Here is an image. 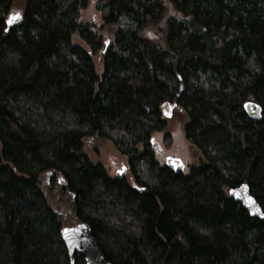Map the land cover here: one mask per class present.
Segmentation results:
<instances>
[{
  "label": "trees",
  "instance_id": "obj_1",
  "mask_svg": "<svg viewBox=\"0 0 264 264\" xmlns=\"http://www.w3.org/2000/svg\"><path fill=\"white\" fill-rule=\"evenodd\" d=\"M86 2L0 0V264H70L59 232L79 222L108 264H264V0H106L101 27ZM169 108L201 154L184 175L152 151ZM243 184L262 217L229 198Z\"/></svg>",
  "mask_w": 264,
  "mask_h": 264
},
{
  "label": "rangeland",
  "instance_id": "obj_2",
  "mask_svg": "<svg viewBox=\"0 0 264 264\" xmlns=\"http://www.w3.org/2000/svg\"><path fill=\"white\" fill-rule=\"evenodd\" d=\"M106 0H87L86 5L80 10L78 22L88 24L94 27H101L102 17L106 13ZM22 3L16 2L12 9V14L21 12ZM102 42L112 44L113 30L103 28ZM72 44L82 46L79 40H72ZM96 72L100 73V63L95 59ZM168 126L163 133H154L152 135V151L154 158L159 166L165 164L166 158L177 157L185 166L184 174L188 173L189 168L196 167L201 158V154L196 147L192 146L185 139L184 126L187 119L180 111H165ZM169 135V140L164 142V135ZM84 151L89 160L93 163L102 165L107 175L111 178L117 177V171L121 167L127 168L125 160L119 155L115 148L108 141L87 140L84 143ZM127 172V171H126ZM65 251V250H64Z\"/></svg>",
  "mask_w": 264,
  "mask_h": 264
},
{
  "label": "water",
  "instance_id": "obj_3",
  "mask_svg": "<svg viewBox=\"0 0 264 264\" xmlns=\"http://www.w3.org/2000/svg\"><path fill=\"white\" fill-rule=\"evenodd\" d=\"M15 21V20H14ZM8 26H10L7 23ZM243 109L247 117L251 120L259 121L261 119V108L254 102H246ZM164 166L174 173H183L185 166L177 157L166 158ZM126 172L125 167H121L117 171L118 176H122ZM140 191V189L138 190ZM230 199L239 203L243 210L253 218L262 217V210L257 201L251 197L249 187L246 184L232 188L228 192ZM249 197L254 204L249 203ZM259 209V211H257ZM60 240L66 250L70 264L73 263L75 255L82 257L84 264H108L101 252L99 251L89 226L85 222H80L71 227H64L59 232Z\"/></svg>",
  "mask_w": 264,
  "mask_h": 264
},
{
  "label": "snow or ice",
  "instance_id": "obj_4",
  "mask_svg": "<svg viewBox=\"0 0 264 264\" xmlns=\"http://www.w3.org/2000/svg\"><path fill=\"white\" fill-rule=\"evenodd\" d=\"M19 18V13H15L14 15L10 16L9 19L7 20V23L9 25H11L13 23L14 20ZM5 31H7V29H5ZM249 203L250 204H254V202L251 200V198L249 197ZM257 211H259V209H257Z\"/></svg>",
  "mask_w": 264,
  "mask_h": 264
}]
</instances>
